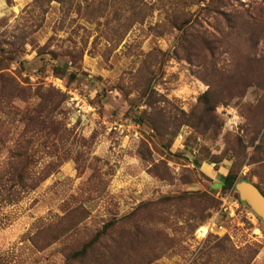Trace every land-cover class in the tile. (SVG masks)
Listing matches in <instances>:
<instances>
[{
	"label": "rangeland",
	"instance_id": "374dc122",
	"mask_svg": "<svg viewBox=\"0 0 264 264\" xmlns=\"http://www.w3.org/2000/svg\"><path fill=\"white\" fill-rule=\"evenodd\" d=\"M106 4L0 0V264H64L108 222L119 264H264L260 220L221 190L231 170L264 193V0ZM21 149L46 174L31 189L10 169Z\"/></svg>",
	"mask_w": 264,
	"mask_h": 264
},
{
	"label": "trees",
	"instance_id": "16d2710c",
	"mask_svg": "<svg viewBox=\"0 0 264 264\" xmlns=\"http://www.w3.org/2000/svg\"><path fill=\"white\" fill-rule=\"evenodd\" d=\"M50 1H55L59 3L61 7L63 6V4L66 3V7L64 9L65 12H68V10L73 7L76 14H103L104 11L108 13L106 8V1L108 0H82V2L80 0H48V2ZM206 8H208L207 4ZM112 9L113 14H119L120 12H123V10L126 11L127 14H141L142 11V8H139L138 0H112ZM242 16L243 15L238 14V16L236 17L237 19H241L239 22L240 33L244 35L246 34V30L248 31L252 28V30L248 33V38L251 41V44H257V40L255 39L256 33H254L253 31L256 28L255 21L252 22L249 19L251 21L249 22L246 19V16L245 19H243ZM186 23L187 22H181V24H176L174 22L175 29L178 31L184 30V26L186 25ZM199 40H202L201 34H186V36L184 37V45L197 43ZM261 57L262 58L260 61L264 62V56L262 55ZM51 59H55V56L53 55ZM258 66L260 67V64ZM52 74L56 75L57 77H63L64 75L63 72L55 66L52 67ZM72 77L73 74H69V78ZM205 95V93L202 94L200 98L205 100ZM45 96L48 97L49 92H46ZM45 96L40 99L38 107L36 109H32L33 111L31 115L27 118H23L24 121L28 122L27 125L32 126L33 124H40L43 117L48 116L53 111V108L48 109L50 104L47 105V101H49V99L46 100ZM16 158H18L16 164L11 165L10 169L15 179V185H18L20 189H25L26 187H29V189H31L34 187L35 183L46 177L45 174L38 181H34L33 178L28 175L27 170L30 164L31 157L28 155L25 149H21V151L16 154ZM241 180L245 181L244 179H238L236 177V174L230 170L222 177L221 190H234V184ZM254 186L264 197V193L260 191V189L256 185ZM111 226L112 222L103 224L100 229L95 232L89 239L85 240L84 242H81L76 248L71 249V251H69L66 255L64 264H73L75 262L80 263L83 262L85 259L89 258L91 259L90 264H119L118 259L122 256H110V252L102 251L107 246L103 242V238L105 237L104 235L107 233Z\"/></svg>",
	"mask_w": 264,
	"mask_h": 264
},
{
	"label": "water",
	"instance_id": "95a60500",
	"mask_svg": "<svg viewBox=\"0 0 264 264\" xmlns=\"http://www.w3.org/2000/svg\"><path fill=\"white\" fill-rule=\"evenodd\" d=\"M220 186V184H217ZM234 192L237 194L238 200L243 202L248 209L261 222L264 231V197L257 188L247 181H238L233 186Z\"/></svg>",
	"mask_w": 264,
	"mask_h": 264
},
{
	"label": "bare ground",
	"instance_id": "6f19581e",
	"mask_svg": "<svg viewBox=\"0 0 264 264\" xmlns=\"http://www.w3.org/2000/svg\"><path fill=\"white\" fill-rule=\"evenodd\" d=\"M205 230H206L205 227L200 228L199 233L201 236L204 234Z\"/></svg>",
	"mask_w": 264,
	"mask_h": 264
},
{
	"label": "built area",
	"instance_id": "2783aa9c",
	"mask_svg": "<svg viewBox=\"0 0 264 264\" xmlns=\"http://www.w3.org/2000/svg\"><path fill=\"white\" fill-rule=\"evenodd\" d=\"M226 199V198H225ZM223 203H224V200H223Z\"/></svg>",
	"mask_w": 264,
	"mask_h": 264
},
{
	"label": "crops",
	"instance_id": "0c3cea01",
	"mask_svg": "<svg viewBox=\"0 0 264 264\" xmlns=\"http://www.w3.org/2000/svg\"><path fill=\"white\" fill-rule=\"evenodd\" d=\"M207 171V170H206ZM211 171V170H210ZM224 175V174H223Z\"/></svg>",
	"mask_w": 264,
	"mask_h": 264
}]
</instances>
